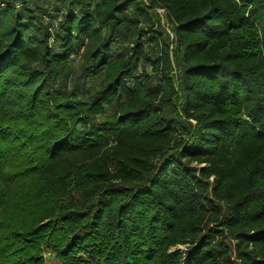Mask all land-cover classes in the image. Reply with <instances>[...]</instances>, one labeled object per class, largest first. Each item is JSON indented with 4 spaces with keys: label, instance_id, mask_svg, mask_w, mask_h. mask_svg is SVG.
I'll return each mask as SVG.
<instances>
[{
    "label": "trees",
    "instance_id": "trees-1",
    "mask_svg": "<svg viewBox=\"0 0 264 264\" xmlns=\"http://www.w3.org/2000/svg\"><path fill=\"white\" fill-rule=\"evenodd\" d=\"M1 2L0 264H264V0Z\"/></svg>",
    "mask_w": 264,
    "mask_h": 264
},
{
    "label": "rangeland",
    "instance_id": "rangeland-1",
    "mask_svg": "<svg viewBox=\"0 0 264 264\" xmlns=\"http://www.w3.org/2000/svg\"><path fill=\"white\" fill-rule=\"evenodd\" d=\"M162 16H164V11L162 9L158 10ZM124 47V41L119 39L114 44L115 50H121ZM72 75L67 81V84L71 87L78 86L83 89H91L96 86L100 81V74L86 75L83 68L81 67V59H74L71 63ZM112 108L109 107L106 113H111ZM44 256L48 263L56 264L59 263L58 258L50 250L44 251Z\"/></svg>",
    "mask_w": 264,
    "mask_h": 264
},
{
    "label": "built area",
    "instance_id": "built-area-1",
    "mask_svg": "<svg viewBox=\"0 0 264 264\" xmlns=\"http://www.w3.org/2000/svg\"><path fill=\"white\" fill-rule=\"evenodd\" d=\"M5 3L4 2H1L0 5H4ZM23 5L21 2L18 3V6H21ZM181 249H185L183 245L180 246Z\"/></svg>",
    "mask_w": 264,
    "mask_h": 264
}]
</instances>
